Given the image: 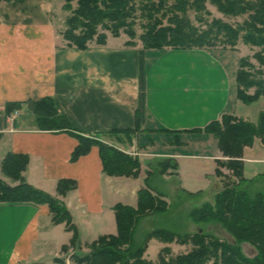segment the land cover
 <instances>
[{"label": "crops", "instance_id": "obj_1", "mask_svg": "<svg viewBox=\"0 0 264 264\" xmlns=\"http://www.w3.org/2000/svg\"><path fill=\"white\" fill-rule=\"evenodd\" d=\"M57 6L53 0L0 4V176L16 184L3 173V160L9 152L28 154L26 180L65 204L86 247L98 239L92 238L94 233L115 235L114 230H104L116 222L115 206L137 207L143 185L135 186L133 177L107 174L97 145L72 161L78 139L68 131L40 129L37 115L29 111L30 102L51 96L59 111L87 134L135 127L140 103L139 53L138 46L117 44L109 37L105 45L93 42L87 49L66 46L56 27ZM146 58L148 127L204 128L224 113L239 115L237 91L231 104L232 74L212 49L168 48L157 51L153 60ZM15 102L20 107L8 112L7 105ZM258 145L245 148L246 178L248 168L258 169L256 165L264 163L256 149L264 148V143ZM173 155L178 161L184 156ZM214 157L205 156L216 165ZM61 178L75 179L77 187L60 195ZM108 195L113 200H107ZM93 222L97 229L93 230ZM72 236L65 223L53 222L48 205L0 203V264L62 263L64 247ZM154 245L157 257L167 247L152 240L147 260H157L150 257ZM168 246L176 250L175 245Z\"/></svg>", "mask_w": 264, "mask_h": 264}, {"label": "trees", "instance_id": "obj_2", "mask_svg": "<svg viewBox=\"0 0 264 264\" xmlns=\"http://www.w3.org/2000/svg\"><path fill=\"white\" fill-rule=\"evenodd\" d=\"M13 0H0L11 2ZM226 14H248L244 24L235 27L214 18L207 22L208 26L201 29L195 25L190 17V11H207L206 0H64L63 10L67 12L64 20L65 28L59 30L65 45L87 49L93 42L105 45L108 33L118 36L125 31L132 39L128 45L138 46L139 75H140V103L137 109L136 126L132 128H112L106 132L87 134L77 129L70 120L63 115L51 96L31 101V109L37 115L40 129L52 131H68L78 139V144L72 152L71 160L76 161L82 155L90 152L94 145L99 147L103 169L110 175L137 176L141 169V160L137 156L124 151L113 143L103 140L102 136L110 135L117 141L131 144L134 137L139 139L140 146L153 144L155 137L163 141H170L177 145L183 144L186 136H199L201 133H213L219 139V147L226 158L218 159L219 167L216 173L223 175L222 168L233 171L239 180L226 183L217 193L215 204H208L197 209L195 221L210 222L217 220L222 223L236 239L252 243L259 250L258 256L250 259L243 255L238 244L214 237L204 232L194 235L181 236L175 232L156 229L147 234L143 244L135 245L137 228L143 217L154 213H165L168 205L162 195L155 193L149 183L138 190L137 207L117 204L114 208L117 234L100 236L90 245V252L79 256L75 260L78 264H264V195H251L250 186L244 175V149L251 146L256 134L264 135V112L258 122L245 120L235 114L224 113L220 119L213 120L204 128L184 130L168 129L165 127L150 128L146 124L145 82L146 56L148 51H164L168 48H207L214 44L224 34L226 41L233 43L241 31H246L242 38L246 43L264 47V0H211ZM77 2V5H74ZM201 12V13H202ZM200 15V14H199ZM141 18L143 32L139 35V43L134 39L138 36L135 29L137 19ZM200 21H205L199 16ZM264 66V55L258 54ZM237 71V96L252 102L264 96V68L255 72L245 70L244 65L253 66L248 60L241 61ZM256 86V91L249 94L247 90ZM20 102L9 103L7 111L11 112L20 107ZM124 136L125 139L121 137ZM1 138V134H0ZM122 138V139H121ZM180 154H192L180 152ZM30 158L26 153L9 152L2 163V171L16 184H11L0 176V203H34L48 205L55 224L65 223L67 230L73 232L69 246L79 247L78 229L73 224L72 216L65 204L45 192V190L30 184L24 171L27 169ZM162 161V162H161ZM157 163V172L175 174L178 162L172 156H167ZM148 180V179H147ZM77 187L73 178H61L57 189L60 195H66ZM249 212L252 214H249ZM158 239L164 243L177 242L181 245L191 243L192 250L187 254L169 257L171 250L162 249L157 262L145 259L148 243ZM131 245L127 247V245ZM128 245V246H129Z\"/></svg>", "mask_w": 264, "mask_h": 264}, {"label": "rangeland", "instance_id": "obj_3", "mask_svg": "<svg viewBox=\"0 0 264 264\" xmlns=\"http://www.w3.org/2000/svg\"><path fill=\"white\" fill-rule=\"evenodd\" d=\"M53 2L54 4H58L57 13L55 15V21L57 22L56 27L57 30L59 31L65 28L64 20L67 12L64 11L63 9L61 10V5L64 4V0H53ZM74 5L76 6L77 2H74ZM206 5H207V11L205 10L204 13L202 11L200 12H197L195 10L190 11V17L193 23L198 27H200L201 29L207 28L208 26L207 22H211L214 18H221L223 21L228 22L235 27H239L242 24H244L249 14V13L242 15L226 14L223 11H221L217 7V5L213 3L211 0H206ZM199 16H203V18L206 20L205 21L198 20ZM141 20H142L141 18H138L137 24L135 25V29L137 31L138 36L134 40L139 43V46L141 44L139 35L143 32ZM245 32H246L245 30L241 31L239 37L234 39L233 43L231 41L225 42L224 40L227 37L223 34L219 40H216L217 42L207 47L212 49L215 54L221 57L224 63L229 67L230 73L232 74L233 90L231 96V104L232 103L234 104L237 98L236 91L238 85L236 86V78H237V69H239L242 65L241 61L243 59L248 60L250 61V63L254 65V67L253 66L250 67L248 65L243 66L245 70H250L251 72L252 71L255 72L258 69L264 68L259 58L257 57L258 54L264 55V47L246 43L242 38V35ZM107 33L109 39H111V41H116L117 44L126 43L127 41L132 39L125 31H122L121 34L118 36L113 35L110 31H107ZM60 38L63 41L62 37ZM156 52L157 51H148L147 53L148 60L149 59L153 60V58H155ZM256 88H257L256 86H253L249 88L247 92L249 94H253L256 91ZM235 109L237 110V113H239L240 115V116L236 115L237 117L244 118L245 116L243 115H249L250 117L249 121L258 122L261 113L264 112V96H261L260 98L252 102H246L238 98ZM29 111L34 112L33 109ZM244 119L248 120L246 118ZM255 136H256L255 140L251 146H253L254 144L255 145L259 144L258 146H260V141L264 143V135L262 133L256 134ZM102 137L103 140L117 145L119 148L132 154L133 156L139 157L141 160V169H140V173L137 176H133V175H120V176H126L130 178L133 177V179H135L134 180L135 186L143 185V187H145L147 183H149L150 187L155 190V193L161 194L162 199H164V201L168 205L167 211L165 213H154L150 215L148 214L143 217V220L140 222L136 231L137 237L135 238L136 240L135 245L143 244L146 240L147 234L153 233L156 229H164V230L172 231L181 236L187 234L194 235L198 232H204L214 237L220 238L222 240H226L232 244H238L241 248L243 255H245L250 259H254L256 258V256H258L259 250L255 245L247 241H242L241 239L239 240L236 239L232 234H230V232L227 231V229L224 228L223 224L218 222L217 220H212L210 222H200V223L195 221L194 216L196 215L195 211L197 209H202L208 204L214 205L216 195L217 193L220 192V189H223L225 186H227L226 185L227 182L229 184V182H231L232 180H236V182H238L239 180L237 177H235L233 171L229 170L226 167H220L222 168L223 175L219 176L216 173V169L219 167V164L217 162L218 159L220 158L225 160L226 158L222 154V151L219 147V139L216 137L215 134L213 133L208 134L202 132L201 135L199 136H195V137L194 135L186 136L185 141H183L184 143L181 145H177V147H176V143L174 142L172 143L166 140L163 141L161 138L158 137H155L153 144H149L148 146H144V147L140 146L139 139L137 137H134L135 141L132 142L131 144L125 141L123 142L117 141L115 137H111L110 135L102 136ZM121 137L125 139L123 135H121ZM257 139L258 141L256 142ZM256 149L260 153H262L261 156L264 157V148L258 147ZM180 152H186V153L192 152V154H183L184 156L181 157V159L178 161L176 156H174L173 154H180ZM255 154L256 153H253L251 155H255ZM244 155H245V149H244ZM167 156L174 157L178 162V170L175 174L163 173L160 171L157 172L158 169L157 163ZM205 156H209V157L215 156L213 160L215 161L216 165H214L213 161L209 160V158H205ZM244 157L245 156H243V158ZM248 166L251 167L253 165L248 164ZM256 166H258L259 168L258 169L248 168L247 183L250 186L251 195L255 196L258 193L264 195V163H258ZM7 179L12 183H15L10 177H7ZM140 183H144V184H140ZM143 187L141 186V188ZM186 189L191 190V192H187ZM106 199L113 200V197L108 195ZM249 214H252V212L251 213L249 212ZM258 216L262 218L264 217V213L258 212ZM79 221L82 222L84 220L80 218ZM92 228L93 230L98 228L96 225H94V222L92 223ZM106 228H109V229H104L106 232H110L114 230L113 234L115 235L118 231L117 223L115 221L113 226H106ZM78 236H79V247L77 249L70 247L68 250H65L63 261L70 259L73 263L78 264L75 260L76 254L82 256L83 254H87L90 252V245L93 242L90 245L83 247L80 242L79 232H78ZM94 237L99 238V235H95L94 233L92 238ZM87 240L89 239H86V241ZM152 240H157L161 242L158 239H152ZM152 240H150V242ZM164 244H166L167 247L170 248L171 250V253L169 256H167V258L176 257L182 254H187L193 248V245L191 243L186 245H181L178 244L177 242L164 243ZM170 244L175 245L176 250L168 246ZM128 245L127 247L131 246ZM150 257L151 258L157 257L156 245H154V247L150 250ZM158 260H159V256L157 257V260L153 262H157Z\"/></svg>", "mask_w": 264, "mask_h": 264}, {"label": "built area", "instance_id": "obj_4", "mask_svg": "<svg viewBox=\"0 0 264 264\" xmlns=\"http://www.w3.org/2000/svg\"><path fill=\"white\" fill-rule=\"evenodd\" d=\"M61 264H75V263H73L70 259H67L64 263Z\"/></svg>", "mask_w": 264, "mask_h": 264}]
</instances>
